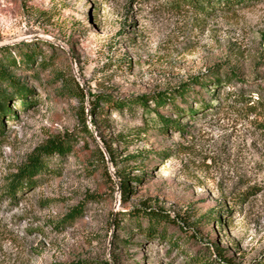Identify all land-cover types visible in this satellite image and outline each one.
Returning <instances> with one entry per match:
<instances>
[{
  "label": "rangeland",
  "instance_id": "obj_1",
  "mask_svg": "<svg viewBox=\"0 0 264 264\" xmlns=\"http://www.w3.org/2000/svg\"><path fill=\"white\" fill-rule=\"evenodd\" d=\"M23 45L41 55L9 70L31 104L0 82L12 95L0 134V264H264V1L203 16L178 0H0V46L18 60ZM213 73L231 80L214 86ZM196 76L207 91L188 82ZM186 83V95L156 111L182 132L143 130L138 104L133 114L88 112L92 94ZM69 138L71 151L53 154L36 185L7 193L31 154ZM101 141L117 161L103 153L110 179L92 163ZM148 207L172 219L149 236L146 218L128 214Z\"/></svg>",
  "mask_w": 264,
  "mask_h": 264
},
{
  "label": "trees",
  "instance_id": "obj_2",
  "mask_svg": "<svg viewBox=\"0 0 264 264\" xmlns=\"http://www.w3.org/2000/svg\"><path fill=\"white\" fill-rule=\"evenodd\" d=\"M264 0H178V3L182 4H190L193 6L199 13H201L203 16L210 15L212 13L223 15L225 13L234 12L236 10L245 9L246 7L262 3ZM24 51H19L17 57L18 60H16V57L12 55L11 50L8 49L6 46H0V82L5 81L9 86L12 87L13 92L16 96H18L20 99L21 107H26L31 104V100L29 99V95L32 93V90H30L24 81H21L19 78H16L11 70H9V67L16 66L18 63H23L25 65H28L32 62L35 56L41 55L38 48H35L34 46H31L28 48L27 45L22 46ZM231 75L229 74L225 77H219V75L213 73V85L225 83L227 84L231 80ZM208 78H203L200 76L192 77L188 80V82L194 83L198 85L200 88L204 90L207 89V82ZM75 88L77 89L79 96L81 99H83V91L81 88L75 84ZM189 91V86L186 83V85H181L178 89H174L173 91H163V92H155V93H146L143 95H138L135 97H124V98H118L114 97L111 94L108 93H98V94H92L90 95L88 99V111L90 113V117L94 116L95 114L99 113L102 114L106 111V108H101L99 105H103L105 107H108L110 110H115L116 112L123 114V111H128L130 114H133L134 108L133 106L138 104L141 107H143L142 113H143V130H146L147 126L154 125L155 122L157 123L158 127L161 129L163 133L167 131V127L171 128H177L178 132H182L183 127L179 125L178 122L172 121L169 118H165L159 114H157V110L161 107H164L166 104L173 105L174 98L176 96L183 97L186 95V93ZM10 93L7 90H4L2 87L0 88V134H2V117L3 116H11L12 111L9 110V107L7 106L8 100L10 98ZM234 103H240V99L234 98ZM148 101H150L153 108H150L148 106ZM211 103V101H210ZM245 103V102H244ZM247 109H252L254 105L251 103L245 104ZM200 108L206 109V103L200 102ZM206 107V108H204ZM177 113H183V112H193L195 111L192 107L187 108L185 111L181 108L176 107ZM154 114V118L151 116ZM81 131L85 133L87 138H92V131L87 129L86 126L81 128ZM75 139V138H73ZM102 142V147L104 150L107 151L110 159V163L112 165H117V161L114 157L113 149H111L110 145L107 142ZM72 148V138L59 140L54 139L48 142L47 144H44L39 149L36 150L33 154L30 155L28 161L23 164L22 167L19 168L18 173H15L12 175V179L7 187V193H10L11 195H15L16 191H20L24 189L25 187L36 185L38 183L37 177L43 174L45 171H49V164L48 160L53 156V154L57 155L59 158H63L65 153L70 152ZM93 162H98L102 164L103 171L105 177H108L110 179L109 170H107L105 166V159L102 150H100V147L95 143L94 149H93ZM126 158H133L136 160L135 157L129 156ZM92 163L90 166H92ZM126 174L119 175V189L121 190L123 194V198L126 197L128 193V183L126 180L127 177ZM78 214L75 215L73 213L70 216V218L75 217L77 215H80V211H76ZM129 215L134 216L135 218H138L139 216L145 217L147 220V228L145 232L147 235H153L155 233L154 229L159 224L172 220L170 219V215L168 216L166 212L153 209L148 207V209H136L135 211H129ZM117 226V223H116ZM219 253H221L220 250H218ZM201 264H216L215 261L206 260L204 262H201Z\"/></svg>",
  "mask_w": 264,
  "mask_h": 264
},
{
  "label": "water",
  "instance_id": "obj_3",
  "mask_svg": "<svg viewBox=\"0 0 264 264\" xmlns=\"http://www.w3.org/2000/svg\"><path fill=\"white\" fill-rule=\"evenodd\" d=\"M89 112V111H88ZM104 152V155L107 153V151L106 150H104V149H102ZM107 161H109L110 162V159H109V157L107 158Z\"/></svg>",
  "mask_w": 264,
  "mask_h": 264
}]
</instances>
